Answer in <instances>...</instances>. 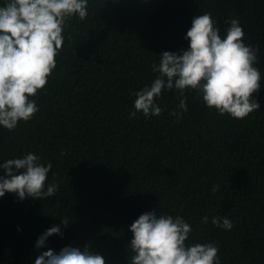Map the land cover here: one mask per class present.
Returning a JSON list of instances; mask_svg holds the SVG:
<instances>
[{
  "label": "trees",
  "instance_id": "trees-1",
  "mask_svg": "<svg viewBox=\"0 0 264 264\" xmlns=\"http://www.w3.org/2000/svg\"><path fill=\"white\" fill-rule=\"evenodd\" d=\"M84 20L67 22L57 65L38 111L8 131L0 127V161L26 152L51 162L54 196L0 197V264H33L65 245L99 253L105 264H129L130 224L144 211L181 215L188 242H214L221 264H264V0H89ZM210 12L223 35L238 18L258 49L260 108L243 119L220 115L193 91L177 121L175 90L162 92L160 116L133 110L135 91L154 78L163 51L186 49L194 15ZM214 184L220 187L215 193ZM226 216L223 230L200 217ZM68 217L62 236L37 237Z\"/></svg>",
  "mask_w": 264,
  "mask_h": 264
},
{
  "label": "clouds",
  "instance_id": "clouds-1",
  "mask_svg": "<svg viewBox=\"0 0 264 264\" xmlns=\"http://www.w3.org/2000/svg\"><path fill=\"white\" fill-rule=\"evenodd\" d=\"M89 0H0V127L8 131L18 122L28 121L38 111L33 98L45 90L56 68L57 56L65 40L67 22L73 16L84 20ZM223 35L210 12L194 15L184 34L186 49L163 51L151 67L155 74L150 84L135 91L130 118L137 113L145 119L160 116L162 92L175 90L176 108L169 111L178 121L187 112L185 95L195 91L203 104L217 114L243 119L260 108L253 93L260 88L261 72L256 67L258 49L246 43L238 18L225 21ZM51 162L26 152L0 161V197L14 193L19 200L54 196L56 183L47 182ZM220 186L214 184L210 192ZM231 230L226 216L200 217V223ZM68 217L45 229L35 240V248L46 246L48 237L62 236ZM132 255L129 264H221L214 242H188L192 225L181 215H157L156 209L144 211L129 226ZM33 264H105L104 258L89 249L65 245L48 248Z\"/></svg>",
  "mask_w": 264,
  "mask_h": 264
}]
</instances>
